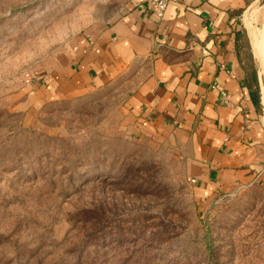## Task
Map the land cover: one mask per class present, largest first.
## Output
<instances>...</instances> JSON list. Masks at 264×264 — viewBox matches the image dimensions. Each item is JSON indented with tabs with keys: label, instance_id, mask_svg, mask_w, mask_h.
<instances>
[{
	"label": "rangeland",
	"instance_id": "374dc122",
	"mask_svg": "<svg viewBox=\"0 0 264 264\" xmlns=\"http://www.w3.org/2000/svg\"><path fill=\"white\" fill-rule=\"evenodd\" d=\"M118 4L0 0V264H264V182L200 203L170 149L125 134V91L10 108L24 74Z\"/></svg>",
	"mask_w": 264,
	"mask_h": 264
},
{
	"label": "crops",
	"instance_id": "0c3cea01",
	"mask_svg": "<svg viewBox=\"0 0 264 264\" xmlns=\"http://www.w3.org/2000/svg\"><path fill=\"white\" fill-rule=\"evenodd\" d=\"M118 1L110 21L23 75L8 98L12 111L29 120L46 106L119 88L125 134L170 149L200 203L264 182V76L246 26L259 29L264 0H177L161 20L146 0Z\"/></svg>",
	"mask_w": 264,
	"mask_h": 264
},
{
	"label": "bare ground",
	"instance_id": "6f19581e",
	"mask_svg": "<svg viewBox=\"0 0 264 264\" xmlns=\"http://www.w3.org/2000/svg\"><path fill=\"white\" fill-rule=\"evenodd\" d=\"M246 26H248L247 29L249 28L248 33L251 40L254 57L256 58L257 62H259L260 71L262 73V76H264V22L261 29L252 30L248 22ZM262 92L264 97V85L262 86Z\"/></svg>",
	"mask_w": 264,
	"mask_h": 264
},
{
	"label": "trees",
	"instance_id": "16d2710c",
	"mask_svg": "<svg viewBox=\"0 0 264 264\" xmlns=\"http://www.w3.org/2000/svg\"><path fill=\"white\" fill-rule=\"evenodd\" d=\"M252 64L253 60L250 56ZM247 77L249 79V91H250V97L253 100L254 104H256L259 107V98H260V91H259V85L257 80V71L252 65V69L247 71Z\"/></svg>",
	"mask_w": 264,
	"mask_h": 264
},
{
	"label": "built area",
	"instance_id": "2783aa9c",
	"mask_svg": "<svg viewBox=\"0 0 264 264\" xmlns=\"http://www.w3.org/2000/svg\"><path fill=\"white\" fill-rule=\"evenodd\" d=\"M176 1L177 0H146V3L149 5L155 17L161 20L166 8Z\"/></svg>",
	"mask_w": 264,
	"mask_h": 264
}]
</instances>
